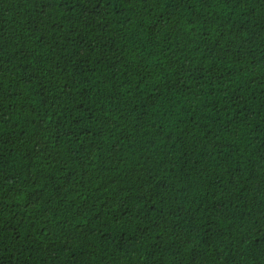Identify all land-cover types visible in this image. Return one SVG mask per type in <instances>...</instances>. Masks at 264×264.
Wrapping results in <instances>:
<instances>
[{"label":"trees","instance_id":"trees-1","mask_svg":"<svg viewBox=\"0 0 264 264\" xmlns=\"http://www.w3.org/2000/svg\"><path fill=\"white\" fill-rule=\"evenodd\" d=\"M0 264H264V0H0Z\"/></svg>","mask_w":264,"mask_h":264}]
</instances>
